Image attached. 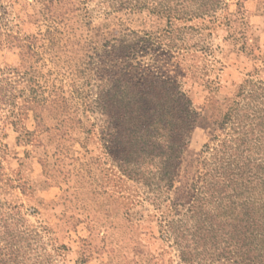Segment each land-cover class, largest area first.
<instances>
[{"label": "rangeland", "instance_id": "374dc122", "mask_svg": "<svg viewBox=\"0 0 264 264\" xmlns=\"http://www.w3.org/2000/svg\"><path fill=\"white\" fill-rule=\"evenodd\" d=\"M180 4L0 0V264H185L161 232V211L185 193L211 154H201L205 145L231 130L223 121L241 93L264 92V0H223L216 16L190 21L161 14ZM113 45L123 56L108 54ZM117 68L172 82L194 109L160 211L146 174L123 170L135 152L121 115L110 116L128 87ZM244 151L264 177V148Z\"/></svg>", "mask_w": 264, "mask_h": 264}, {"label": "trees", "instance_id": "16d2710c", "mask_svg": "<svg viewBox=\"0 0 264 264\" xmlns=\"http://www.w3.org/2000/svg\"><path fill=\"white\" fill-rule=\"evenodd\" d=\"M187 1L181 0L178 11L161 14L190 21L214 17L223 8V0H194V8L187 6ZM107 52L116 58L123 56L116 45ZM113 68L106 69L105 79L115 71ZM116 76L127 77L128 87L124 101L110 111V116L119 119L121 115L130 152H135L132 159H124L123 170L138 180L146 174L144 181L151 187L148 198L160 211L159 193L165 189L167 193L180 177L194 109L172 82L151 71L138 76L119 68ZM114 78L111 80L118 84ZM241 96L243 104L238 107L237 103L223 121L232 122L231 130L223 138L214 137L215 147L205 145L201 154H209V150L211 154L198 161L174 209L161 211V232L177 247L185 264H218L222 260L229 264H264V177L259 175V164L244 151L264 148L259 144L264 136V92H242ZM145 164L152 168L140 173V165Z\"/></svg>", "mask_w": 264, "mask_h": 264}]
</instances>
